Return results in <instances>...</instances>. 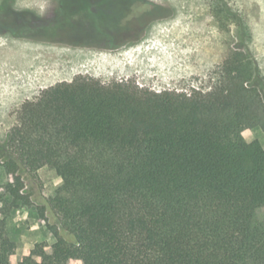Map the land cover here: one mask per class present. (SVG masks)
I'll list each match as a JSON object with an SVG mask.
<instances>
[{
  "label": "trees",
  "instance_id": "1",
  "mask_svg": "<svg viewBox=\"0 0 264 264\" xmlns=\"http://www.w3.org/2000/svg\"><path fill=\"white\" fill-rule=\"evenodd\" d=\"M242 42L207 91L78 76L26 102L0 144V264H264V148L246 139L264 77ZM43 168L62 181L55 243L15 260L8 220Z\"/></svg>",
  "mask_w": 264,
  "mask_h": 264
},
{
  "label": "rangeland",
  "instance_id": "2",
  "mask_svg": "<svg viewBox=\"0 0 264 264\" xmlns=\"http://www.w3.org/2000/svg\"><path fill=\"white\" fill-rule=\"evenodd\" d=\"M103 1L0 0V144L26 102L78 76L130 80L155 93L207 91L245 41L264 77V0H108L101 11ZM224 8L229 15L221 14ZM118 21L129 25L118 30ZM103 31L110 38L97 40ZM42 32L54 33V40ZM246 139L264 148L260 128ZM3 161L0 154V167ZM33 177L25 187L31 205H20L8 220L15 260L55 243L49 228L57 223L45 207L62 181L47 168ZM10 181L0 169V184Z\"/></svg>",
  "mask_w": 264,
  "mask_h": 264
},
{
  "label": "flooded vegetation",
  "instance_id": "3",
  "mask_svg": "<svg viewBox=\"0 0 264 264\" xmlns=\"http://www.w3.org/2000/svg\"><path fill=\"white\" fill-rule=\"evenodd\" d=\"M133 2L134 3H143V0H133L132 3ZM109 4H110V2L108 0H105V1H103V2L98 4V8H99V10L103 11L105 9V6H107ZM128 23H129V21L126 23V25L124 27H122L121 22L118 21L117 23H115V27L118 30H123L124 28L128 27V25H129ZM95 25H96V23H95ZM100 25H102L101 22H99L96 27H98ZM45 29H48V28H45ZM53 34L54 33H52V32H42V35H45V39L46 40H54L53 36H52ZM13 36L22 37L23 35L17 34V35H13ZM96 36H98L97 40H106V39H109L111 35H110V33L108 31H103L102 33H100V34H98Z\"/></svg>",
  "mask_w": 264,
  "mask_h": 264
}]
</instances>
